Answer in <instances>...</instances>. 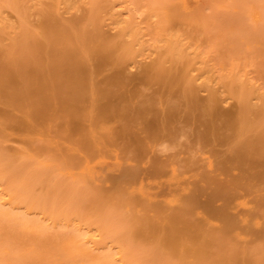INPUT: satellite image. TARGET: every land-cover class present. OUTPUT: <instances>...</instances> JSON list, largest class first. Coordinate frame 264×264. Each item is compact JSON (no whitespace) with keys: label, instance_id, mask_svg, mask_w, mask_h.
<instances>
[{"label":"rangeland","instance_id":"obj_1","mask_svg":"<svg viewBox=\"0 0 264 264\" xmlns=\"http://www.w3.org/2000/svg\"><path fill=\"white\" fill-rule=\"evenodd\" d=\"M50 1L0 0V18L2 21L7 19L6 22L8 21V23L15 21V24H20L19 26L16 24L18 30L15 24V28L12 24L16 31L7 27L4 29L5 26L3 25L0 26V160L3 162H0L2 165L0 169L5 174H10H6V176L12 175L11 180L12 178L13 180H20L26 173H29L35 179L34 197H41L49 206L57 198L60 199L58 200L59 203L69 201L72 211H77L74 212V217L82 211L85 217H101L103 221L106 218L109 219L110 216L112 219L114 218L111 219L113 224L106 223L108 228L112 226L109 228L111 230L110 237H113L114 234L117 235L116 237H121L124 244L128 245L134 254L132 259L137 264H245L246 260L249 261L250 258V264H264V182L243 188H237L235 184L225 186L228 180L225 179V174H227L225 173L218 176L219 184L217 182L215 186L210 182L201 180L202 178L206 179L211 173L209 167L203 168V170L198 168L204 164L203 161L198 163L197 159H187L186 161L191 164V167L185 164L179 167L175 164L178 168H176V176L172 178L174 173L169 170V174L166 175L169 179H165H172L173 185L162 184L158 176L150 170H145L142 164L135 163L127 155H118L115 152L116 147L112 144L102 145L100 148L85 146L73 150L67 149V146H72L73 139L63 143L64 138L59 136L62 125L67 119L64 115L67 114L65 110H68L66 109L68 103H66L65 98L68 90H70L68 86L71 84L67 83V78L64 77L67 69L71 70L77 61L78 63L82 62V64L88 63L91 58L90 54L92 55L97 50L95 48L97 46L100 48L102 46L109 47L111 44V47L116 48H111L114 52L119 51L117 47H122V42L127 41L126 38L128 37L116 33L118 32L116 29L121 23L125 25V22L131 24L132 21L134 27L130 25L133 29L131 31L140 33V36L142 34L144 43L147 41L146 43L149 45L152 43L153 46V43L158 41L156 38L158 34L156 33L155 36L154 29L156 22L158 21L157 25L165 22L163 25L171 23L173 26L176 23L173 27L174 31L180 33L182 41L184 40L183 43L186 44L185 49L187 48L186 55L183 54L187 58L189 53H192L191 57L193 55L195 58L196 55L199 56L194 60L199 62L196 66L209 72L221 70L222 65L224 68L226 65L237 67V73L243 78L246 75V78L249 79L245 81L251 84L248 85L251 95H254V98L261 96L264 101V16L260 20H256L254 17L256 10L264 15V0H171L172 3L170 0H69V4L65 3L62 6L57 4L58 0L52 3ZM152 1L157 6L160 4L159 2L161 4L163 2V5L160 4V7L157 8L153 6L154 2ZM13 3L14 6L16 4L15 10ZM149 5H152L151 8L153 7L151 11L154 9L155 12L150 11ZM161 7L162 10H166L165 13L169 11L170 14L166 16L164 11H161L164 16L160 12L158 14L156 10H161ZM11 11L14 13L12 14ZM16 11L21 13L23 21L19 15H15L18 13ZM154 13H157L158 17L157 14L154 17ZM30 14L31 16H29ZM58 15L61 16L60 20ZM155 19L156 21H153ZM24 21L25 23H23ZM183 21L185 22L183 23ZM6 22L4 21V23ZM51 22L53 23L51 24ZM63 22L65 23L63 24ZM116 24H118L117 28L113 29ZM96 26L100 29H96ZM35 30L39 32L36 33ZM106 36L112 38L114 43L109 41ZM101 37L104 39L103 42L105 39L108 40L102 43L103 45L98 43L102 40ZM152 38H156L154 39L155 42ZM95 42L97 46L93 45ZM192 43L194 44L191 45ZM68 44L72 45L69 47ZM189 47L193 48L190 49ZM66 48L68 49L66 50ZM135 48L138 49L139 45ZM200 58L201 61H199ZM202 61L204 63H201ZM169 63L165 62V67L160 68V71L166 72L170 68L173 69L175 65L181 66L179 62H176L179 65L171 63L170 65ZM217 66L219 67L217 68ZM239 69L244 72L242 73ZM68 81L70 82V80ZM41 84H45V86L43 85L42 88L40 87ZM251 86L255 89L252 88L251 90ZM258 90L260 91L258 92ZM42 95L48 96L45 97L48 103L44 101L47 105H50L48 99L51 97L54 99L52 101L56 102H50L54 104L50 106V109L46 105L45 111L49 114H47L49 119L48 121L46 119L44 126H39L37 123L39 108L44 104L40 101L45 100V98L40 100L39 97H43ZM258 99L254 100L258 102L260 100ZM58 100H62L61 103H57ZM52 106L55 107V110H60L61 115L66 118L65 121H63L64 118L58 116L60 115L58 111L56 117V114L53 115L55 110L52 109ZM48 110L52 113H49ZM63 112L65 113L63 114ZM263 121L264 112L256 117L254 123L261 122L260 124L263 125ZM103 122L102 120L98 121L97 126L105 125ZM255 124L253 129L256 127ZM258 124L257 130L255 128L252 132V134L257 132L256 135H252L250 138L255 136L251 139L253 141V139L260 137L261 144L259 143V145L264 150V142H262L264 140V128L261 129L264 125L261 127ZM60 129L61 131H59ZM51 135L59 136L56 137V142L51 139ZM261 136L263 137L262 140ZM54 143L60 144V147L55 148ZM159 148L161 147L159 146ZM231 172L232 170H230ZM234 172L237 171L233 170ZM242 173L248 175L245 171ZM227 176L226 178H228ZM236 176V174L235 176L232 174L231 178ZM219 177L225 180L222 181L224 184H220ZM159 190H162L160 191L162 192L161 196H158L160 195ZM225 190L231 193L232 204L231 207L229 206V212L235 219V228L232 233L227 231L220 216L214 214L208 207L206 208V203L209 201H212L211 204L217 209L226 207L229 193H225ZM218 191H220V195L216 197ZM55 194H57V198ZM2 196L4 197L0 187V197ZM187 199L193 201V205H190L193 207L192 212L190 210L185 217L188 219L190 227L179 224L178 228L175 227L174 229L169 227H165V229L161 226L156 229V224H150L153 223L152 219L155 215H162L165 209L175 212L178 204ZM22 209H13L0 199V224H2L0 226L2 231H0V252L3 248L9 249L10 247L9 258H7L8 256L1 257L0 254V264H14V262L16 264H34L41 261H45V264H63L62 262L64 264H120L115 259L118 258L117 250L111 249L109 244L105 248H95L86 241L87 230L76 228V223L73 221L71 223L73 222L75 225L67 224L64 221L53 225L46 222L38 214H23L25 212ZM160 210L162 211L161 214ZM79 214L82 216L81 213ZM108 219L105 221L110 223L111 221ZM4 220H8V223L6 221L8 226ZM141 223L145 225L142 226ZM117 224L118 227H114ZM5 226L9 227H6L8 230L10 229L9 232L6 231ZM137 227H140L138 231H136ZM114 229L117 231L115 232ZM123 231H125L124 234ZM26 238L28 239L25 240ZM20 253L22 254L20 255ZM246 254H249L250 257Z\"/></svg>","mask_w":264,"mask_h":264},{"label":"bare ground","instance_id":"obj_2","mask_svg":"<svg viewBox=\"0 0 264 264\" xmlns=\"http://www.w3.org/2000/svg\"><path fill=\"white\" fill-rule=\"evenodd\" d=\"M56 1L51 0L50 2L52 3ZM65 3L69 4V0H58L57 1V4H60L61 6L62 4H65ZM159 3L161 4V2ZM160 4H158L159 7H160ZM152 5H149L150 11L153 8V7L151 8ZM161 5H163V2ZM13 6H14V3H13ZM15 6L13 7V9L15 8ZM153 6H156L158 8V6L155 5V2ZM162 7H161V10L159 11L156 10V12L158 14L161 13V15L164 16V14H162L161 11H164L163 13H165L166 10H162ZM93 8H96V7H93ZM54 9L56 11L55 7ZM75 12L77 13L78 11H75ZM151 12H155L154 9ZM11 13L13 14L14 12L11 11ZM157 13H154V17L156 16ZM158 14H157V17H158ZM165 14L166 16H168L167 14H170V13L168 11ZM15 15H19L20 19L21 17H23L21 16V13L19 12L17 14L15 13ZM29 16H31V14ZM59 16L60 15H58V17ZM263 16H264L263 13H261L258 10H256V12L254 13V17L256 18V20H260ZM60 19H61V16L59 20ZM6 20L7 19H5L4 21L6 22ZM4 21H2V19L0 20V26L3 25L5 26L4 29L7 27L10 29L12 28L11 30L13 31H16L15 29H13L15 21L14 23L13 22L8 23V21L4 23ZM62 21H65V20H62ZM153 21H156V19ZM159 21L162 22L163 20H159ZM122 22L124 21L122 20ZM172 22H174L173 19H172ZM184 22L185 21H183V23ZM23 23H25V21ZM52 23L53 22H51V24ZM64 23L65 22H63V24ZM92 23H94L93 20H92ZM163 23L165 24V22H162V24L157 25L158 21L156 22V24L154 22L155 27H156L154 28L155 36L158 34L157 35L158 37L156 36V38L158 39V41H156L157 44L154 41V39L156 38L154 39L152 38L153 42H155L153 43L154 46L152 45V43H150V45L146 43L147 41L144 43V39H142L143 37L142 34H141L142 36L141 37L140 33H137L136 31L134 32L131 31L133 30L132 27H134L132 25V21H131V24L130 22L129 23L125 22L124 23L125 25H123L122 23L119 25L116 24L113 27V29H116L118 25V29H116V31L118 30V32L116 33H120L121 35L128 37L126 38L127 41L125 40L126 43L121 41L123 43V46L120 48L117 47L119 49V51L117 50L118 52L117 51L114 52L111 49L113 48L110 46L111 44L109 45L110 48L107 46L105 47L102 46L100 48V46H97L95 42L93 45H96L97 47H99V48L95 47L97 50L98 49L99 50L94 51V53L91 52L93 54L92 55L90 54L91 58L89 59L88 63L82 64V62H79L80 63L79 65L77 61V63L74 62L76 63V65L74 64V66L76 67L74 66L72 67L71 65L72 67L71 70L67 69L68 71L67 73H65L64 77L67 78V83H71V84H69L70 86L67 85L70 90H68L66 94L67 96L65 98L66 103H68L67 108H66L68 110H65V112L67 111V114H64L65 112H63V114L68 120L64 118V115H61L60 110L59 111L55 110L54 106H52L53 108L51 107L52 109L55 110L54 111L55 113H53V115L56 114L57 111L60 114V115L56 114L55 117L58 115L60 116V118L61 117L62 119L64 118L63 121H65L66 119V122H64L63 124L64 126L59 123L60 125H62L61 129L63 131L62 132L61 129L59 130L61 131L59 136L61 135V138L62 139L64 138L62 142L65 143V142H68L69 139H73L72 146L71 147L67 146V149H73V150L82 148L85 146H89L91 148L93 147L100 148L102 145L112 144L113 146L116 147L115 152L118 155H127L130 158V160L134 161L135 163L142 164L145 170H150L153 174L157 175L160 183L162 184L173 185V183H171L172 179L165 180V179H169L168 176L166 175H168L169 170H171L174 173L172 178L176 176L177 166L175 164H177L179 167H182L183 166L182 164H185L186 166L191 167V164L186 161L187 159H193V160L197 159L198 163L200 161H203L204 164H202L198 168H202L203 170V168L207 169L209 167L211 173H209V176L206 179L202 178L201 180H204L207 183L210 182L213 185H215V183L217 182L219 184L218 176H220L221 174H225V173H227L225 174L226 176L228 175L227 176L228 178H226L225 176V179L226 180L228 179L227 183L225 182L226 183L225 186L235 184L237 188H243L244 186L255 185L258 182L263 183L264 182V150H262L263 148H261V146L259 145L260 137H258L259 139H255V140L253 139V141L251 139L254 138L255 136L250 138V136L256 135L257 133L255 132L254 134H252L253 130L257 127V124L259 123V122L258 123L256 122V124L254 123L256 120V117H258V115L264 112L263 99H261V96H259L260 97L259 98L258 96L255 95L256 97L254 98V95L253 96L251 95L250 86L248 87V85H251V84L250 83L248 84V82H246L249 79L246 78L247 77L246 75L244 76V78L242 77V75H239V73H237V69H236L237 67L230 66L231 67L230 68L229 66L226 65L225 66L226 68L229 67L228 69H226L222 65L223 68L220 67L221 70L219 69V71L214 70L212 72H209L205 70L203 71L201 67L196 66L199 64V62L198 61L195 62L194 60H196V58H198L199 56L196 55V58H195L194 57L195 55H193L191 57L192 53L187 54L189 55L188 58L185 56L186 55L185 52H187L186 51L187 48L185 49L186 44L183 43L184 40L182 41L180 37V33L178 34L177 32H175L173 28L176 25V23L174 26L171 25V23H167L166 25H163ZM12 24H13V27H12ZM16 24L18 26L20 25L18 23ZM16 24H15V27L18 30V26ZM65 25H68V24H65ZM96 25H99V24H96ZM130 25H132V27ZM42 26L45 27V25H42ZM98 28L96 26V29ZM188 28H189V25H188ZM30 29L33 30L32 28ZM71 30H72V27H71ZM88 32L90 33V30H88ZM96 32L98 31L96 30ZM143 35L145 36L146 34H143ZM106 37L108 38L109 36H106ZM100 39H102L98 41V43L100 42V44L108 40L113 42V40H111L112 38L111 39L108 38V40L105 39L104 42H103L104 40L103 37H101ZM197 40L196 42L198 43L199 40L198 41ZM193 44L194 43H192L191 45ZM69 45L70 44H68L67 46ZM137 45H139L138 49L135 48V46ZM113 46L115 47V45ZM68 48H66V50ZM113 49H116V48H113ZM205 57L207 58V56ZM184 59L187 61H185ZM199 61H201V58L199 59ZM165 62L167 63L170 62L171 64H177L179 62L181 66L179 64L177 65H179L181 68L179 69V66L175 65L173 69L169 67L170 68L169 71H166V72H164V70L160 71V68L165 67L164 65ZM184 62L185 64H183ZM201 63H204V62L202 61ZM68 67L70 68V66ZM218 67L219 66H217V68ZM239 71L242 72V69L241 70L239 69ZM68 80H70V82ZM45 84H41L40 87L43 88ZM252 88L254 87L251 86V90ZM259 91L260 90H258V92ZM256 92H257V89H256ZM39 94H40V91H39ZM46 96L39 97V98L41 100L45 98ZM46 98L45 100L43 99V101H40V103L44 101L48 103ZM52 99L53 97L48 99L50 105H47L44 102V104H42L43 107L41 106L39 108V115H38L39 120L37 122L39 126H44V122L46 121V119L47 121L49 119V116L47 117L48 113L47 111H45V109H46V105H47V108L49 109L51 105H54L50 103V102L52 103L56 102V101L53 102ZM254 99H258L259 101L257 102V100H254ZM60 101L62 100H58L57 103H59ZM59 108L61 109V107ZM63 111H64V108H63ZM49 113H52V111H50ZM101 120L105 122V125L97 126L98 125L97 122ZM106 122H107V125L109 124L108 126L106 125ZM254 124L256 125V127L253 129ZM263 125L260 124L261 127ZM263 128L264 126L261 129L263 130ZM255 130H257V128ZM59 136L51 135V139L55 141L56 137H59ZM262 139L263 137L261 136V140ZM262 142H264V140ZM257 145H259L260 147ZM159 146L161 148H159ZM54 147L59 148L60 144L54 143ZM258 157H261V158L259 159ZM175 159H179V160L176 161ZM230 170H232L231 173H230ZM233 170L237 172L233 173ZM5 171H7V169H5ZM244 171L248 175L242 173ZM6 174L3 170L0 169V187L2 188V192L4 195V197L2 196L0 197V199L3 200L4 204L10 205L11 208L16 209V210L23 208L22 210H24L25 212L23 214L25 215L26 213L29 215L38 214L42 216V218L46 222H48L49 224H53V225L59 222H63V221L67 224H70L71 221H73L74 223H76V225L73 224V222L71 224L75 225L76 228L77 227L80 229L84 228L87 230L88 236L86 238V241L90 243L92 246H94L97 249H101L102 247L105 248V246L109 244V247H111V249L113 248L114 250H117L116 254L118 258L116 257L115 259L116 261H119L120 264H137L135 260L132 259L133 258L132 256H134V254L131 252L129 246L124 244V241L121 239V237H116L117 235L115 236V234H114L115 237L113 235H112L113 237H110L111 234L109 233L111 232V230L109 228L112 226L108 228L106 226V223L109 225L113 224V222L111 221L112 219L111 216H110L111 218L108 216L111 221V222L109 221L110 223L105 221L108 218L104 219L103 221L101 217L100 218L95 217V216L85 217L83 216L82 211L80 212L78 211L79 213H81L82 216H80V214L78 213V216L76 215L77 217L76 216L74 217L73 215L75 214L74 212L76 210L72 211V209L70 208L71 204L69 203V201L59 203L58 200L60 199L57 198V194H55L56 195L55 197L57 199L56 201L54 200L52 202L51 206L47 205L46 201L42 199L41 197H37V198L34 197L33 196V186H34L35 179H33L29 173H26L25 176L20 180H16V179L13 180V178L11 180L10 177H13V176L11 175L9 177L8 175L10 174H8L7 175L8 177H7ZM232 174L234 176L236 174L237 176L231 178ZM237 177L239 178V180L237 179ZM219 178L221 180L220 184L222 183V181H225L222 177H219ZM160 191L162 190H159V192ZM224 192L229 193L227 196L229 200H227L226 207L224 206V208L222 209H219V208L217 209L213 207V205L211 204L212 201L211 202L207 201L208 203H206L207 204L206 208L208 207L210 211L220 216L225 223V227L227 228V231L229 233H232L233 229L235 228V219H233V217L231 216L229 212V206L231 207V204H232V200H230L231 193L228 190H225ZM161 193L162 192H160V195L158 196H161ZM217 195H220V191L216 193V197ZM212 196H215V195H212ZM190 205H193V201L191 199L181 201L180 204H178V207H176L175 212H173L174 210L172 211V210L165 209L162 215H155L152 219L153 223H150V224L152 225L156 224L155 225L156 229H159L160 226L162 228L169 227L170 229H174L175 227L178 228L179 224H183L185 227L189 226L190 225L189 221L185 217L187 214H189L190 210L192 212L193 207H191ZM159 212L160 214L162 213L161 210ZM98 216H101V215H98ZM116 218H119V217H116ZM151 218L152 216L150 217V219ZM101 220L103 221V223L101 222ZM6 221L8 223V220ZM144 225L145 224H142V226ZM0 226H2V224H0ZM7 226H5V228ZM3 227H2V230H3ZM114 227H118V224L115 225ZM7 228H6V231L9 232L10 229L8 230ZM125 228L130 229L128 227H125ZM139 228L140 227H137L136 231H138ZM120 229L122 228L120 227ZM116 231L117 230H115V232ZM125 231H123V234L125 233ZM118 233L120 232L118 231ZM27 239L28 238H26L25 240ZM50 241L53 242L52 240ZM55 247L56 245L54 246V248ZM9 249L3 248L0 252L1 257H7L10 254ZM21 254L22 253H20V255ZM7 258H9V256ZM250 260L251 258L249 259V261ZM246 261L249 262L248 260ZM247 262H245V264ZM62 263L64 264V262ZM14 264H16V262H14ZM34 264H45V261L35 262Z\"/></svg>","mask_w":264,"mask_h":264}]
</instances>
